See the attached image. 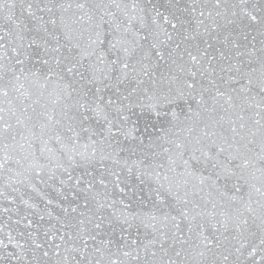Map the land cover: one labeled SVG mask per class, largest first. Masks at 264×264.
Wrapping results in <instances>:
<instances>
[{
    "label": "snow or ice",
    "instance_id": "6c2138e0",
    "mask_svg": "<svg viewBox=\"0 0 264 264\" xmlns=\"http://www.w3.org/2000/svg\"><path fill=\"white\" fill-rule=\"evenodd\" d=\"M0 264H264V0H0Z\"/></svg>",
    "mask_w": 264,
    "mask_h": 264
}]
</instances>
